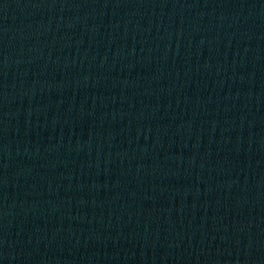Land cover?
<instances>
[{
	"label": "water",
	"instance_id": "water-1",
	"mask_svg": "<svg viewBox=\"0 0 264 264\" xmlns=\"http://www.w3.org/2000/svg\"><path fill=\"white\" fill-rule=\"evenodd\" d=\"M0 264H264V0H0Z\"/></svg>",
	"mask_w": 264,
	"mask_h": 264
}]
</instances>
